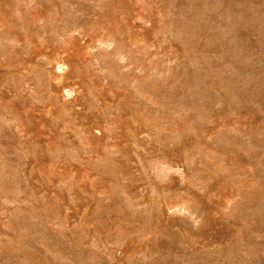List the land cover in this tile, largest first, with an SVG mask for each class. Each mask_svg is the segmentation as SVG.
Instances as JSON below:
<instances>
[{"label": "rangeland", "instance_id": "rangeland-1", "mask_svg": "<svg viewBox=\"0 0 264 264\" xmlns=\"http://www.w3.org/2000/svg\"><path fill=\"white\" fill-rule=\"evenodd\" d=\"M0 264H264V0H0Z\"/></svg>", "mask_w": 264, "mask_h": 264}]
</instances>
